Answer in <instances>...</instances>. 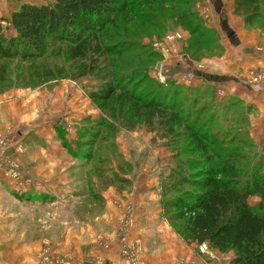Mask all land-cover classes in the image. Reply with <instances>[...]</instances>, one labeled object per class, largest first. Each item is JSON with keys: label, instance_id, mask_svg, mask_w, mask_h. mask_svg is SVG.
<instances>
[{"label": "trees", "instance_id": "16d2710c", "mask_svg": "<svg viewBox=\"0 0 264 264\" xmlns=\"http://www.w3.org/2000/svg\"><path fill=\"white\" fill-rule=\"evenodd\" d=\"M199 1L24 3L6 20L14 36L8 37L0 23V84L13 81L9 65L14 62L18 67L28 65L31 73L19 75L10 89L61 79L96 81L83 93L98 112V120L92 124L91 117H86L77 123L75 149L61 140L72 159L94 162L86 171L90 180L94 178V183L86 181L88 204L103 210L104 191L113 187L121 192L129 186L123 172L110 165L109 158L120 156L114 142L119 130L158 128L165 147L179 163L160 188L167 224L186 245L206 244L219 254L232 253L227 264H264V163L249 133V118L256 108L235 95L216 102L206 80L194 89L171 91V86H160L147 75V68L160 56L142 41L159 39L172 26L189 35L183 51L191 58L221 54L216 36L208 35L210 30L194 10ZM232 2L233 15L243 20L245 30H264V0ZM53 57L57 60L52 66L39 67L38 61ZM161 90L164 99L157 97ZM99 142L108 151L102 156L94 152ZM182 155L193 158L185 159L183 166ZM255 196L260 200L257 208L247 202ZM37 200L47 198L40 195ZM93 216L98 215L79 218Z\"/></svg>", "mask_w": 264, "mask_h": 264}, {"label": "crops", "instance_id": "0c3cea01", "mask_svg": "<svg viewBox=\"0 0 264 264\" xmlns=\"http://www.w3.org/2000/svg\"><path fill=\"white\" fill-rule=\"evenodd\" d=\"M45 1L0 0V23L24 3ZM209 2L216 14H221L223 33L227 30L234 41L226 36L232 46L226 56L212 62L209 73L197 71L195 75L213 83L226 81L228 95L254 103L261 141L264 76L258 87L249 79L264 72V34L244 29L243 20L233 15L232 0ZM29 98L0 96V132L25 150L20 156L6 150V163L0 167V264H133L131 256L138 258L136 264H182V260L183 264H193L187 260L189 247L176 238L162 217L159 196L154 198L149 186L140 185L136 179L128 191L119 192L113 187L104 191L102 214L72 221L77 225L58 222L54 214L46 213V218L43 214L34 218L29 215L33 210L43 211L44 206H54L55 197L69 192L68 181L77 170H73L72 158L60 151L48 120L53 116L52 108L59 106L50 104L52 113L45 112L37 100ZM10 161L17 163L15 179L9 176ZM40 195L47 200H37ZM193 260L196 264L203 262Z\"/></svg>", "mask_w": 264, "mask_h": 264}, {"label": "rangeland", "instance_id": "374dc122", "mask_svg": "<svg viewBox=\"0 0 264 264\" xmlns=\"http://www.w3.org/2000/svg\"><path fill=\"white\" fill-rule=\"evenodd\" d=\"M47 1L49 0H46L45 3ZM194 10L198 17L201 19V22L203 23L205 29H207L208 31L210 30V32H207L208 35H210L212 38L214 37V35L216 36L218 44L222 50L221 54H219L217 51L210 50L211 53L214 51V53L218 54H211L207 52V54L211 55L203 56L199 59L191 58L183 51L185 40L189 38V35L179 27L172 28V25H170L172 27L167 30L163 37L159 39L157 37H151L146 38L142 41L143 45L149 46L153 52L157 53L160 56L158 62H156L154 65H150L147 68L148 77L151 80L155 81L158 85L163 86L165 88L166 86H171V91H174V89L176 90L178 88L194 89L202 85L203 82L206 81L201 79L200 77H197L195 73L197 71L209 73V70H211V68L213 67L211 63H214L215 61L219 62V59L226 56L229 47H232L230 44L231 41L226 38V34H224L221 29V14H216L214 7L209 2V0H200L198 3L195 4ZM8 19L9 18H7V20ZM1 25L4 28L5 34L8 37H12L15 35L8 22H3L1 23ZM178 33L180 34L179 40L173 41L172 38H169L168 41L165 40L167 36ZM259 33L264 34V30L259 29ZM201 54L205 53L203 52ZM175 58L178 59V63L176 64L174 63ZM56 60V57L43 58L37 63L39 64V67H41L42 65L52 66ZM27 66L28 65L18 67L16 65V62L9 65V72H12L13 81H8L6 83L0 84V96L6 98L8 96L16 98L21 97L25 99L28 97L32 99L34 98L35 100H37V103L39 102V107H41L43 111L49 113H52L50 109V104H54V106L57 104L59 107L57 109L52 108L53 116L52 118L48 117V120H50L53 125L55 134L54 138L61 147L60 151L62 153L65 152V154L69 155L68 150L61 145V140L66 139V141L70 143L71 148L75 149L73 141L76 137L75 127L77 123L85 119L86 116L85 118L82 117H84V115L89 114V112V117H91L92 119V124H94L98 120V112L90 105L88 98L83 93V89L85 91H88L93 87V85L96 84V81L94 82L93 79L88 78L79 82L76 81L75 83L69 79H61L57 82H48L45 85H41L34 88L27 87L10 89L13 84L17 83L16 79L18 77H23L31 73ZM34 67H38V65H35ZM22 71L23 73H20ZM70 73L75 72L70 71ZM256 77H259V74H253L249 81L251 85L258 87L263 80L259 82V79H257ZM206 83L212 86L216 102L224 101L229 96L228 88H224V84H228L226 81H223L222 83ZM143 89H145V86L143 87ZM157 94L159 95L157 96L159 99H164V90H161V93L157 92ZM164 101L167 103V100ZM88 103L89 105H87ZM246 103L254 105V107L256 108V112L254 113V115L250 116L249 118V133L258 147L259 156L263 155L261 160H263L264 163V135L263 139L259 141V123L257 121L256 116L258 112L257 106L252 102ZM74 118L79 119L75 120ZM94 127H97V123ZM63 131H65L64 138L61 137ZM157 131L158 128H156L155 131L151 132L146 129H138L132 132H125L123 130H119V132L114 137V142L116 144L115 146H117L118 148L117 150L119 151L120 156L109 159L111 160V168L113 170H115L116 168H118V170L120 169L121 172H123V179H126L129 182L130 187L133 184L135 185L137 180L140 185H144L145 187L149 186V188L147 189H150L152 191V193L150 192V194L155 195L154 198L156 196H159L160 199V188L162 183L170 175V169L177 168L179 163H177V161L172 158V154L165 147L166 140L161 139ZM103 133L105 134V132ZM2 135L7 141L8 148L6 150H11V153L13 152L15 156H20L24 154L25 150L23 146H19V143L15 144L6 136L7 134H3L0 132V136ZM108 139H111V137L109 136ZM95 147L96 151L94 152L96 155L102 156L103 153L108 152L106 147H103V142L97 143ZM69 158H71L70 155ZM192 158L193 157L191 155L186 157L185 155H182V160H179V162L183 164V166H185V159L191 160ZM10 163L13 164L11 166L14 167L15 171L17 172L16 161H10ZM72 163L74 165L73 170H77L74 172L76 175L73 177L71 176V179H69L68 181V185L70 187L69 192H63L64 194L61 197H55L56 203L53 204L54 206H44L43 211H40L39 209L33 210L29 212L30 216L32 215V217L34 218L37 215L40 216L43 214L46 218V213H49L50 215L54 214L53 216L58 222H67L68 224L71 223L70 225H77L79 223H72V221H81L80 219L83 218H79L80 216L102 214L103 210L91 207L88 204L87 183L90 179L88 178V172L86 171L91 168L92 165H94V162H92L93 164L90 163L91 165L84 164V161L82 159L76 158L72 159ZM11 166L8 165V170L11 168ZM70 167L71 164L68 165V168ZM188 167L191 168L192 166ZM107 175L110 176L109 173ZM9 176L10 178L15 179L18 175L10 174ZM86 181L88 182L86 183ZM90 181L94 183V178H91ZM129 186L126 190L123 191H128V189H130ZM55 198H53V200ZM247 202L251 207L257 208L260 200L257 196H255L250 197ZM82 223L83 222H81L80 224ZM172 232L174 233L173 229ZM175 236L177 239H179L177 234ZM186 246L189 247V253H191L189 254L190 258L188 257L187 260L188 262H191L193 264H196L193 259L203 261L202 264H227L232 258V253L219 254L211 249H208V253L200 254L201 251L199 250L201 245L196 246L194 244H189Z\"/></svg>", "mask_w": 264, "mask_h": 264}, {"label": "built area", "instance_id": "2783aa9c", "mask_svg": "<svg viewBox=\"0 0 264 264\" xmlns=\"http://www.w3.org/2000/svg\"><path fill=\"white\" fill-rule=\"evenodd\" d=\"M169 38H172V40L173 41H177V40H179L180 39V34L178 33V34H174V35H169V36H167L166 38H165V40H169ZM160 66H162V65H160ZM259 74V77H256L257 79H259V80H261L262 79V77L264 76V72H259V73H257V75ZM8 148V146H7V141H6V139L3 137V135L2 136H0V167H2L3 165H5L4 163H6V160H5V158L3 157V155H4V152L6 151V149ZM9 165L11 166V165H13L12 163H10L9 162ZM8 168V167H7ZM8 172L10 173V174H15V175H17L16 173V171H15V169H14V167H12L11 166V168L8 170ZM200 251H201V253H208V249H207V247H206V244H203V245H201V247H200ZM130 260H131V262L133 263V264H136L137 263V261H138V258L137 257H135V256H131L130 257Z\"/></svg>", "mask_w": 264, "mask_h": 264}, {"label": "water", "instance_id": "95a60500", "mask_svg": "<svg viewBox=\"0 0 264 264\" xmlns=\"http://www.w3.org/2000/svg\"><path fill=\"white\" fill-rule=\"evenodd\" d=\"M224 31H225L226 36L233 42L234 39L230 36L229 32L227 30H224Z\"/></svg>", "mask_w": 264, "mask_h": 264}]
</instances>
